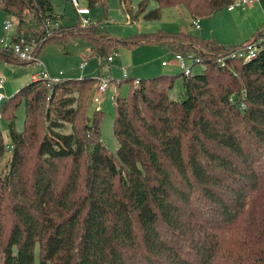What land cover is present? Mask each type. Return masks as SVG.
Masks as SVG:
<instances>
[{
	"label": "trees",
	"instance_id": "16d2710c",
	"mask_svg": "<svg viewBox=\"0 0 264 264\" xmlns=\"http://www.w3.org/2000/svg\"><path fill=\"white\" fill-rule=\"evenodd\" d=\"M157 1L149 11L141 1L140 11L154 19L161 7L184 4L196 20L232 0ZM0 6L16 19L10 43L0 45V59L12 63L35 62L20 57L13 42L22 39L41 57L48 42L66 41V29L79 25L61 22L51 0ZM85 25L101 33L85 34L93 56L109 61L110 46L95 44L101 38L164 41L174 53H195L194 64L204 68L142 77L129 96L117 95L116 152L102 140L103 111L87 115L97 77L33 79L5 99L10 141L0 128V165L5 157L7 165L0 168V264H264V42L255 57L222 64L232 47L198 33L123 39L99 22ZM186 37L201 45L180 39ZM184 43L190 48L178 50ZM178 77L184 91L174 98ZM22 99L26 119L18 131L13 110Z\"/></svg>",
	"mask_w": 264,
	"mask_h": 264
},
{
	"label": "rangeland",
	"instance_id": "374dc122",
	"mask_svg": "<svg viewBox=\"0 0 264 264\" xmlns=\"http://www.w3.org/2000/svg\"><path fill=\"white\" fill-rule=\"evenodd\" d=\"M58 13L62 14L61 22L65 24L78 23L79 25L67 28V34L63 38L64 42L50 41L43 50L40 60L34 63H12L0 59V73L4 75V92L6 99L11 98L17 90L33 80L34 73H39L47 69L51 78L59 79L69 77L94 76L97 77L93 85L94 91L87 109V115L92 116L96 108L103 111L101 120V136L105 145L113 152L119 147V141L115 133L116 108L114 98L117 95L127 97L131 93L132 87L137 84L134 80L124 79L126 73L129 77L141 79L162 73L178 74L182 72V67L175 58V53L168 43L164 41H141L132 45H118L106 38L99 39L96 45L110 46L111 54L116 51L114 60L108 61L101 56H93L91 53V42L85 34L101 37V33L96 34L87 23L90 20L103 24L106 33L113 38H133L137 39L142 33H163L172 35L178 31H190L198 33L200 36L217 40L230 47L240 46L246 43L248 38L255 35L264 26V0L248 5L245 8L236 7L230 10L227 6L218 9L216 12L200 17L199 23L202 28L195 26V20L190 15L188 8L184 4L166 5L161 7L159 18L149 19L145 12L159 7L157 0H104L90 5L89 0H79L80 6H89L91 13L88 15L79 14L77 6L71 0H51ZM146 2V11H140V2ZM7 15L0 6V41L9 43L15 27L11 30L5 29ZM12 19V18H11ZM87 19L88 21H85ZM14 22L16 19H12ZM186 42H194V46L201 43L193 38H180ZM180 49L190 48L189 43L182 44ZM230 50V49H229ZM168 62L163 65V61ZM82 64H84L82 66ZM204 64L196 63L192 66V72H201ZM63 71V73H60ZM35 80L41 78H34ZM101 79L109 80L106 90L99 94L96 85ZM135 83V84H134ZM184 91L183 78L178 77L170 94L178 98ZM99 94L100 100L95 101L94 95ZM13 102V100H12ZM11 103V102H10ZM9 103V104H10ZM8 104V105H9ZM15 117V128L22 131L26 119V102L22 99L13 110ZM7 110H5V114ZM86 114L83 109L78 116L82 121ZM1 130L6 142L10 141V120L2 116L0 120ZM64 131H70L71 124L66 125ZM2 160L0 168L4 165ZM4 166L7 167L5 164ZM9 218V216L7 217Z\"/></svg>",
	"mask_w": 264,
	"mask_h": 264
},
{
	"label": "built area",
	"instance_id": "2783aa9c",
	"mask_svg": "<svg viewBox=\"0 0 264 264\" xmlns=\"http://www.w3.org/2000/svg\"><path fill=\"white\" fill-rule=\"evenodd\" d=\"M71 1L77 6L78 12L80 14L87 15L90 13L91 9L89 6H80L79 0H71ZM260 1L261 0H232L228 4L227 7L229 9H235L236 7L245 8L248 5H251V4H254L256 2H260ZM199 20L200 19L198 18L194 21L195 26L197 28L200 27ZM85 21H88V20L85 19ZM13 27H15L14 21L11 18H7L5 21V29L11 30V29H13ZM261 32L262 33L258 37L247 41L243 45L232 47L230 50L225 52V54H223L219 57V61L222 64H224L225 58H227V57L241 58L243 60H249V59L255 57L258 54V51L260 49L261 44L264 42V26L262 27ZM9 43L4 42V40L0 41V45H8ZM12 47L14 48V51L19 54L20 57L28 59V60L38 61L39 64L42 65V61L40 60L41 57H37L35 54H33L31 46L29 44H25L22 39L17 41V42H13ZM116 53H117L116 51H113L108 56L109 61L114 60ZM175 58H176V61L178 62V64L182 67L183 71L187 74H190L192 72V66L194 65V63L200 61V57H198L197 55H195V53L190 52V51L186 52V53L175 52ZM167 63L168 62L166 60L163 61V64H167ZM83 65L84 64H82V66ZM60 73H62V71H60ZM126 76H128L127 73H126ZM34 78H36V79L42 78L44 80L49 81L50 83L55 81V80H58V78L57 79L51 78L47 69H45L44 71L42 70L39 73H35ZM139 81H140V79L135 78V82L137 84L139 83ZM4 82H5L4 75L0 73V120L2 119V116H3L2 106H3V103L6 99V94L3 90L4 84H5ZM108 85H109V80H106V79L99 80V82L96 85V89L98 90V93L102 94L106 90ZM99 94L94 95L93 98L95 99V101L100 100ZM0 128H1V125H0Z\"/></svg>",
	"mask_w": 264,
	"mask_h": 264
},
{
	"label": "crops",
	"instance_id": "0c3cea01",
	"mask_svg": "<svg viewBox=\"0 0 264 264\" xmlns=\"http://www.w3.org/2000/svg\"><path fill=\"white\" fill-rule=\"evenodd\" d=\"M261 1H262V0H261ZM235 9H236V8H235ZM235 9H230V10H235ZM90 13H91V11H90ZM90 13H89V14H90ZM87 15H88V14H87ZM200 28H202L201 25H200L199 29H200ZM167 64H168V63H167ZM167 64H163V65H167ZM62 73H63V71H62ZM34 74H35V73H34ZM33 79H34V75H33Z\"/></svg>",
	"mask_w": 264,
	"mask_h": 264
}]
</instances>
